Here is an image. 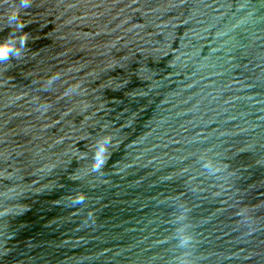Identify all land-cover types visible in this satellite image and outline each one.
I'll list each match as a JSON object with an SVG mask.
<instances>
[{"label":"water","instance_id":"obj_1","mask_svg":"<svg viewBox=\"0 0 264 264\" xmlns=\"http://www.w3.org/2000/svg\"><path fill=\"white\" fill-rule=\"evenodd\" d=\"M11 14L0 264H264V0H0V40Z\"/></svg>","mask_w":264,"mask_h":264},{"label":"clouds","instance_id":"obj_2","mask_svg":"<svg viewBox=\"0 0 264 264\" xmlns=\"http://www.w3.org/2000/svg\"><path fill=\"white\" fill-rule=\"evenodd\" d=\"M31 4V0H19L20 8H27ZM7 26L12 29L8 37L0 40V64H10L12 60H20L23 58L24 52L28 45V34L23 31L27 26L24 24L18 14H11L8 16ZM2 30V29H0ZM108 141L101 139L97 141L96 149L94 153V171H99L105 161L102 158L103 154L106 153ZM83 201L81 196L75 200L74 203Z\"/></svg>","mask_w":264,"mask_h":264}]
</instances>
